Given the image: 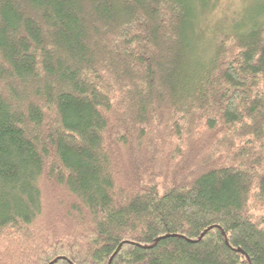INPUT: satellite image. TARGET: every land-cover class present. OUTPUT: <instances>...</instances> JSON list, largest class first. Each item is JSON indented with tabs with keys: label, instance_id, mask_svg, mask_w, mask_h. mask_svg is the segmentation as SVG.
<instances>
[{
	"label": "trees",
	"instance_id": "obj_1",
	"mask_svg": "<svg viewBox=\"0 0 264 264\" xmlns=\"http://www.w3.org/2000/svg\"><path fill=\"white\" fill-rule=\"evenodd\" d=\"M215 2L0 0V264H264V0Z\"/></svg>",
	"mask_w": 264,
	"mask_h": 264
},
{
	"label": "rangeland",
	"instance_id": "obj_2",
	"mask_svg": "<svg viewBox=\"0 0 264 264\" xmlns=\"http://www.w3.org/2000/svg\"><path fill=\"white\" fill-rule=\"evenodd\" d=\"M254 2V0H216L215 4L212 7V10L206 14H203V24L206 25V30L200 32V38L202 45L207 46L215 33L214 26L216 22L224 20L225 22H230V20H238L242 15V12H245L247 8ZM208 13V14H207ZM43 183V181H42Z\"/></svg>",
	"mask_w": 264,
	"mask_h": 264
}]
</instances>
